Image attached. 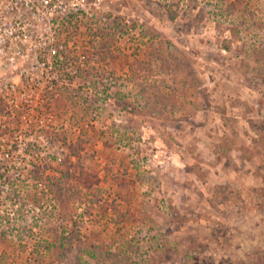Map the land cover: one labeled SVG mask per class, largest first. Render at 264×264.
<instances>
[{"label":"rangeland","instance_id":"obj_1","mask_svg":"<svg viewBox=\"0 0 264 264\" xmlns=\"http://www.w3.org/2000/svg\"><path fill=\"white\" fill-rule=\"evenodd\" d=\"M84 2L0 148V264H264V0Z\"/></svg>","mask_w":264,"mask_h":264},{"label":"built area","instance_id":"obj_2","mask_svg":"<svg viewBox=\"0 0 264 264\" xmlns=\"http://www.w3.org/2000/svg\"><path fill=\"white\" fill-rule=\"evenodd\" d=\"M82 17H92L84 0H0V148L21 123L14 118L33 109L24 101L41 95L45 80L61 77L72 43L66 37H74Z\"/></svg>","mask_w":264,"mask_h":264},{"label":"trees","instance_id":"obj_3","mask_svg":"<svg viewBox=\"0 0 264 264\" xmlns=\"http://www.w3.org/2000/svg\"><path fill=\"white\" fill-rule=\"evenodd\" d=\"M35 128H36L35 125H31V126H30V131H31V132L33 131V132H34ZM8 145L10 146V149L12 150V148H14V147L16 146V142L13 141V142H11V144H6V146H8ZM31 147H32V144H31V143H28L27 150L30 149V150L32 151L33 149H32ZM30 150H28V152H29ZM38 175H40V174H38ZM40 176H42V175H40ZM40 180H42V179H40ZM43 183H44V182H43ZM49 185H50V186H49ZM49 185L47 186V184L45 183V184L42 185V187H43V188L48 187V188L52 189V188H54V187L56 186V182H55V181H54V182L52 181ZM14 188L16 189V188H20V187H19L18 184L15 183ZM14 191H15V190H14Z\"/></svg>","mask_w":264,"mask_h":264}]
</instances>
